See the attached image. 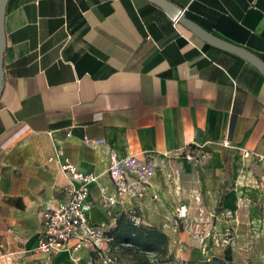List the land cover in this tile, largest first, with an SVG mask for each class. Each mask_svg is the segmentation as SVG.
Listing matches in <instances>:
<instances>
[{
    "label": "crops",
    "instance_id": "obj_1",
    "mask_svg": "<svg viewBox=\"0 0 264 264\" xmlns=\"http://www.w3.org/2000/svg\"><path fill=\"white\" fill-rule=\"evenodd\" d=\"M169 1L264 60V0ZM4 30L0 264H94L90 247L35 251L42 212L65 197V157L98 176L89 219L106 237L125 215L166 233L170 253L230 261L240 224L264 220V160L221 144L264 155V74L256 65L148 0H8ZM192 149L209 156L190 161ZM113 154L157 167L149 192L105 206L118 198ZM180 202L192 220L203 209L220 237L232 224L233 241L208 240L204 249L185 224H174Z\"/></svg>",
    "mask_w": 264,
    "mask_h": 264
},
{
    "label": "built area",
    "instance_id": "obj_2",
    "mask_svg": "<svg viewBox=\"0 0 264 264\" xmlns=\"http://www.w3.org/2000/svg\"><path fill=\"white\" fill-rule=\"evenodd\" d=\"M85 141L92 145L95 143L88 139H85ZM221 144L239 149L244 158L253 161L264 160L263 154L247 148L236 147L228 139L222 140ZM59 155L63 156L62 149L59 150ZM186 156L190 161L201 162L209 156V153L205 152L198 155L195 149H192ZM54 159L55 157H50V160ZM156 167L157 163L154 160L143 161L133 154L124 157L113 154L109 174L117 185L118 198H108L105 206H112L118 200L123 201L128 196H141L149 192L150 181L155 175ZM61 169L69 180L65 188V197L56 207L47 208L42 212L39 240L35 251L53 255L65 250L78 251L90 247L96 255L101 254L104 249L102 246L103 241H111L112 238L105 236L106 229L94 225L89 219L92 208L89 200L90 188L98 176L80 170L76 164L66 157L61 163ZM153 196L157 198L158 194L153 193ZM203 213L204 210L201 209L200 217L192 220L189 204L180 202L176 208L174 224L176 226L185 224L193 233L194 238L201 242L204 249L208 246V240L221 245L233 241L229 228L221 237L218 233H214L211 228L208 229L206 227L207 220L204 221Z\"/></svg>",
    "mask_w": 264,
    "mask_h": 264
},
{
    "label": "rangeland",
    "instance_id": "obj_3",
    "mask_svg": "<svg viewBox=\"0 0 264 264\" xmlns=\"http://www.w3.org/2000/svg\"><path fill=\"white\" fill-rule=\"evenodd\" d=\"M231 225L230 232H234ZM238 233L239 244L234 249L230 247V251L233 252V257L230 258L227 264H264V220L261 222L256 221L254 223L240 224ZM103 242L104 249L101 254L95 256L96 261L94 264H135L132 256L126 251L118 245L112 246V240ZM171 255L173 256V264H206L212 262L213 259L211 254L208 255L210 260L202 256L190 260L185 258L184 254L179 255L177 252H173ZM221 257L220 259L224 261V256L221 255ZM150 258L154 261L155 254L150 253Z\"/></svg>",
    "mask_w": 264,
    "mask_h": 264
},
{
    "label": "trees",
    "instance_id": "obj_4",
    "mask_svg": "<svg viewBox=\"0 0 264 264\" xmlns=\"http://www.w3.org/2000/svg\"><path fill=\"white\" fill-rule=\"evenodd\" d=\"M107 234L112 238V246L118 245L126 251L132 256L135 264H173V256L168 246L169 238L156 227L137 224L123 215L118 221L117 228ZM150 253L155 254L154 261L151 260ZM227 262L228 260L222 261L214 257L212 262L206 264H227Z\"/></svg>",
    "mask_w": 264,
    "mask_h": 264
},
{
    "label": "water",
    "instance_id": "obj_5",
    "mask_svg": "<svg viewBox=\"0 0 264 264\" xmlns=\"http://www.w3.org/2000/svg\"><path fill=\"white\" fill-rule=\"evenodd\" d=\"M148 1L163 8L174 20L184 25L187 29H189L191 32H193L195 35L200 37L205 42L221 47L228 51H232L242 56L246 60L256 65V67L264 74V60L257 54L246 49L245 47L230 43L214 35L213 33L209 32L195 21H192L189 18H187L183 12V9L169 0H148ZM7 3L8 0H2L1 9H0V97L2 93L3 79H4V52L6 48L4 19L6 14Z\"/></svg>",
    "mask_w": 264,
    "mask_h": 264
}]
</instances>
